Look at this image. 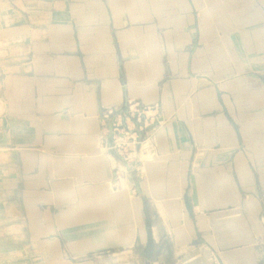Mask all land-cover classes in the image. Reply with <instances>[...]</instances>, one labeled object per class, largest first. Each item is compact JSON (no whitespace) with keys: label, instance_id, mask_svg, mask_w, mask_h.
<instances>
[{"label":"crops","instance_id":"obj_1","mask_svg":"<svg viewBox=\"0 0 264 264\" xmlns=\"http://www.w3.org/2000/svg\"><path fill=\"white\" fill-rule=\"evenodd\" d=\"M0 38L2 194L78 192L85 205L63 212L78 249L126 243L127 213L147 239L133 167L117 164L115 189L103 116L159 106L136 186L161 219L153 238L204 233L223 264H264V0H0ZM50 257L25 264H108Z\"/></svg>","mask_w":264,"mask_h":264},{"label":"rangeland","instance_id":"obj_2","mask_svg":"<svg viewBox=\"0 0 264 264\" xmlns=\"http://www.w3.org/2000/svg\"><path fill=\"white\" fill-rule=\"evenodd\" d=\"M105 127L104 129L109 133L108 125ZM128 132L126 131V133ZM126 137L129 138L127 135ZM126 137H122V139L125 140ZM146 137L144 142H149L148 144L151 145L150 140ZM118 139L120 140V137ZM144 151L143 147L135 144L134 148L133 146L131 148L119 146L115 148V151L109 153L110 158L115 162V172L118 173V176H116V190L121 188L120 177L126 181L124 178L125 173L117 170V164L123 162L127 166L133 167L131 168L132 171L127 169L133 176V183H135V186L131 187V193L133 191L134 195L139 197L142 205L140 214L143 215V228L147 239L143 240V237L137 233L140 228L136 224L133 214L130 213L129 216L127 213L122 217L125 218V222L131 224L130 231L134 232V235L132 233V236L129 237L131 239L126 240V243L122 244L117 239L109 247L101 248L97 252L86 250V248L78 249L75 241L72 242L75 239L71 232L73 224L70 219H73L72 215L68 213L63 216V212L67 211V206L73 204L74 206L85 205V202L81 201L79 193L74 191L76 197L70 200V203L59 204L57 201L58 192L49 194L31 191L28 193L25 189L27 183H24L21 188L25 192H20L19 196L0 192V264H16L17 262H24L25 264L28 260L29 262L32 261L34 254L51 256V259L64 257L65 259L73 258L75 260L96 259L101 256L107 259L108 264H120L121 262L115 254L129 248H131V251L125 260L131 261L132 264H223V255L214 253L212 243L208 241V234L198 233L196 239L189 246L183 247H178L174 236L170 235L168 229L165 228L160 227L158 239L153 238L154 228L159 227V225L162 226L161 219L156 214L157 209L151 206L152 202L139 194L136 189L143 177L144 169L141 170L140 166L143 167L144 162L148 161L143 157ZM153 153L154 149L152 155ZM136 165H139V168ZM17 167L23 168L22 163H18ZM121 171L124 172L125 170L121 169ZM69 179L71 178H57V183L70 184ZM17 197L19 198V208H9L6 204L16 203ZM110 203L111 205L115 204L113 201H110ZM158 210L164 214L165 218H168V211L165 207L160 204ZM172 210L174 211V209ZM17 216L19 219H16ZM167 222L169 227V221ZM124 236V232L120 233L119 231L116 234L117 238H123ZM192 254L193 257H191Z\"/></svg>","mask_w":264,"mask_h":264},{"label":"built area","instance_id":"obj_3","mask_svg":"<svg viewBox=\"0 0 264 264\" xmlns=\"http://www.w3.org/2000/svg\"><path fill=\"white\" fill-rule=\"evenodd\" d=\"M159 106L154 107H141L139 104H128V108L124 114H119L113 122L114 129V143L115 148L119 147L117 144V138L120 136H129L134 142L139 140V135L134 133V137L131 135L136 127H139L141 133L147 136L148 132L155 128L159 122ZM156 111V114L152 112ZM119 112V111H117ZM115 111H109L104 114V125L110 120ZM106 128V127H105ZM126 131H129L126 133ZM120 134V135H118ZM118 135V136H117Z\"/></svg>","mask_w":264,"mask_h":264},{"label":"bare ground","instance_id":"obj_4","mask_svg":"<svg viewBox=\"0 0 264 264\" xmlns=\"http://www.w3.org/2000/svg\"><path fill=\"white\" fill-rule=\"evenodd\" d=\"M132 136H134V134H131ZM122 137H124V136H120V140L117 138V144H118V146H123V145H127L128 144V142H127V140L125 139V140H123L122 139ZM152 141V140H151ZM143 142V141H142ZM142 142H139V140H136V144H140V143H142ZM149 142H143V144L141 145V147H143V150H145L144 151V153L145 154H143V157H144V159L145 160H152V152H153V149H152V147H151V145L150 144H148ZM133 148H134V146H133ZM114 150V149H113ZM128 166L125 164V163H123L122 162V165L120 166V168L121 169H124V170H127L128 168H127ZM122 182L124 183L123 184V186H126L127 185V183H126V181H124V180H122ZM110 184V183H109ZM124 188V187H123ZM113 190V189H112ZM115 192V191H114ZM121 194H124V193H121ZM126 199V198H125ZM124 200V199H123ZM164 218V217H163ZM154 236V235H153ZM126 251V250H125ZM130 251V250H129ZM129 253L128 252H125V253H121V255H119V260H120V262H123L125 259H126V257H127V255H128ZM125 264H128L127 262L125 263Z\"/></svg>","mask_w":264,"mask_h":264},{"label":"water","instance_id":"obj_5","mask_svg":"<svg viewBox=\"0 0 264 264\" xmlns=\"http://www.w3.org/2000/svg\"><path fill=\"white\" fill-rule=\"evenodd\" d=\"M128 108V103L125 105L124 110L122 111H115V113L111 116L110 120L107 122L108 125V130H109V134L106 140V144H107V148L109 150H113L115 149V143H114V129H113V122L114 119L119 115V114H124L126 112ZM137 133L139 135V142L144 141L145 135L143 133L140 132L139 127L137 126L136 129L133 131V134ZM117 174V173H116Z\"/></svg>","mask_w":264,"mask_h":264}]
</instances>
